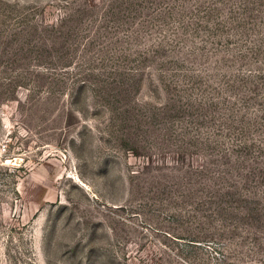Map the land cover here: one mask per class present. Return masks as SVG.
Returning a JSON list of instances; mask_svg holds the SVG:
<instances>
[{
	"label": "rangeland",
	"instance_id": "1",
	"mask_svg": "<svg viewBox=\"0 0 264 264\" xmlns=\"http://www.w3.org/2000/svg\"><path fill=\"white\" fill-rule=\"evenodd\" d=\"M0 264H264V0H0Z\"/></svg>",
	"mask_w": 264,
	"mask_h": 264
}]
</instances>
